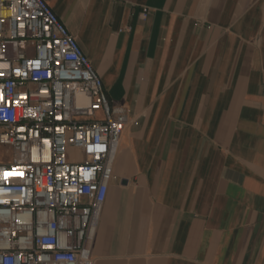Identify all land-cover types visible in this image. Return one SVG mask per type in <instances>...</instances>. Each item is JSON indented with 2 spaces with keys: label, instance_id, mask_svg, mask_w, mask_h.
<instances>
[{
  "label": "crops",
  "instance_id": "1",
  "mask_svg": "<svg viewBox=\"0 0 264 264\" xmlns=\"http://www.w3.org/2000/svg\"><path fill=\"white\" fill-rule=\"evenodd\" d=\"M45 1L127 118L94 264H264V0Z\"/></svg>",
  "mask_w": 264,
  "mask_h": 264
},
{
  "label": "built area",
  "instance_id": "2",
  "mask_svg": "<svg viewBox=\"0 0 264 264\" xmlns=\"http://www.w3.org/2000/svg\"><path fill=\"white\" fill-rule=\"evenodd\" d=\"M126 121L45 0H0V264H94Z\"/></svg>",
  "mask_w": 264,
  "mask_h": 264
}]
</instances>
